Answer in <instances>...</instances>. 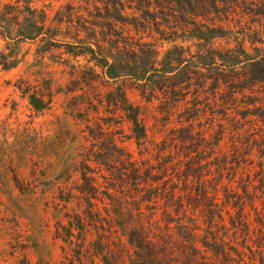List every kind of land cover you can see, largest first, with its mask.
Listing matches in <instances>:
<instances>
[{
    "label": "trees",
    "instance_id": "16d2710c",
    "mask_svg": "<svg viewBox=\"0 0 264 264\" xmlns=\"http://www.w3.org/2000/svg\"><path fill=\"white\" fill-rule=\"evenodd\" d=\"M56 1H0V33L84 59L63 61L75 84L132 81L168 131L150 139L149 117L125 87L108 92L140 159L119 132L87 125L93 146L81 154L78 187L86 215H68L67 236L84 235L89 218L97 230L117 227L128 264H264V0ZM19 62L0 51V71ZM28 98L36 111L48 107ZM60 201L67 208L72 194ZM96 201L108 202L111 220L94 212Z\"/></svg>",
    "mask_w": 264,
    "mask_h": 264
},
{
    "label": "rangeland",
    "instance_id": "374dc122",
    "mask_svg": "<svg viewBox=\"0 0 264 264\" xmlns=\"http://www.w3.org/2000/svg\"><path fill=\"white\" fill-rule=\"evenodd\" d=\"M68 1L72 0L56 4ZM42 46L40 41L15 43L0 33V51H13L20 61L16 68L0 71V264H113L115 260L128 264L131 249L110 221L104 230H97L86 218V233L76 229L72 238L62 225H67L68 215H86L78 187L81 154L93 146L87 125L100 124L105 133L119 132V145L140 159L122 111L107 102L108 92L124 86L129 100L149 117V138L160 141L168 131L162 127L158 103L148 104L129 80L75 84L63 61L82 66L86 61L73 60L63 50L44 52ZM169 46L158 43L162 52ZM85 91L87 99L80 97ZM32 94L48 101V107L36 111L29 103ZM110 118H114L112 127ZM90 166L99 172L95 164ZM100 174H95L97 186L104 190ZM67 193L72 201L66 208L60 197ZM108 208L107 201H96L93 210L111 220Z\"/></svg>",
    "mask_w": 264,
    "mask_h": 264
}]
</instances>
